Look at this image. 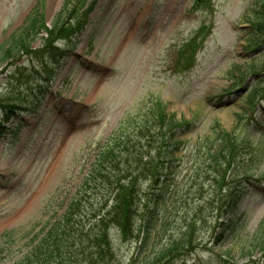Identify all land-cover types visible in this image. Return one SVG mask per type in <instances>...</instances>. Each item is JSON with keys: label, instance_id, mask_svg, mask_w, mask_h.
<instances>
[{"label": "rangeland", "instance_id": "374dc122", "mask_svg": "<svg viewBox=\"0 0 264 264\" xmlns=\"http://www.w3.org/2000/svg\"><path fill=\"white\" fill-rule=\"evenodd\" d=\"M63 1L0 0V46L34 14L49 27ZM260 2L71 0L69 4L89 14L79 36L68 44L55 43L66 52L50 82L40 83L36 75L18 80L15 69L36 71L35 61L27 57H19L13 67L0 66V101L32 104L34 93L40 94L34 108L8 114L4 125L13 134L0 138L2 264L25 255L30 240L61 216L98 146L122 121L138 118L155 103L195 126L180 138L183 146L171 181L179 201L174 215L182 218L195 211L210 225L205 228L199 219L198 246L168 264H264V253L248 245L264 221V99L252 108L241 101L264 72V44L253 53L243 40L250 32L251 10ZM190 41L192 47L181 51ZM41 44L37 37L33 50ZM215 129L231 134L242 147L235 152L243 186L236 213L245 220L242 230L218 240L220 230L204 200L213 174L206 150L215 141ZM255 166L251 179H245L243 173ZM228 173L226 165L220 168L224 181ZM147 183L142 182L141 190ZM140 193L141 207L146 190ZM138 225L137 218L132 238L124 241L108 231L114 264L137 258Z\"/></svg>", "mask_w": 264, "mask_h": 264}, {"label": "trees", "instance_id": "16d2710c", "mask_svg": "<svg viewBox=\"0 0 264 264\" xmlns=\"http://www.w3.org/2000/svg\"><path fill=\"white\" fill-rule=\"evenodd\" d=\"M70 2L63 1L49 27L42 23L39 14L28 18L25 25L0 46V66L13 67L19 57H27L35 61L36 71L22 74L21 70L15 69L18 80L36 75L40 83L50 82L66 52L55 43L62 41L68 44L79 36L89 14L86 9L72 6ZM251 11L250 32L243 40L254 53L264 44V0ZM37 37L42 44L33 50L32 43ZM191 47L190 41L181 51H188ZM261 67L264 71V64ZM262 73V79L256 81L245 99H241L250 108L264 99ZM253 77L257 76L254 74ZM39 97V93H34L32 104L0 101V138L13 134L4 125L10 121L8 114L13 115L14 109L25 111L34 108L40 101ZM194 128L192 121L166 114L160 103L150 105L138 118L122 121L106 142L96 149L89 171L61 216L48 223L41 235L30 240L31 247L25 255L9 264H114L108 231L114 230L124 241L132 236L137 218L140 219L136 234L137 258L129 264H168L197 247V222L200 218L195 211L191 216L176 218L173 208L179 201L171 190L172 175L178 163L176 155L183 146L180 138L193 132ZM238 147L242 149L231 134L215 129V141L206 150V163H209L213 174L204 191V200L213 212L214 228L220 230L216 240L221 236L234 235L245 226L244 216L236 213L243 188L242 180L236 175L242 169L241 162L235 158ZM224 165L226 171L229 170L225 181L219 174ZM255 169L256 166L247 169L243 177L250 180ZM144 181L148 183L144 189L145 201L140 207L139 196L144 191L141 190ZM228 214L233 216L229 218ZM199 223L205 228L210 226L205 219H200ZM177 227L180 230L173 236ZM248 245L250 250L264 253V221Z\"/></svg>", "mask_w": 264, "mask_h": 264}]
</instances>
